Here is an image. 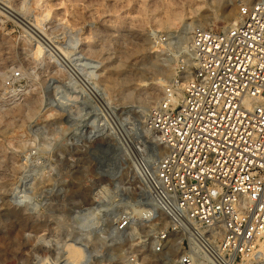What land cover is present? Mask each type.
<instances>
[{
    "label": "rangeland",
    "instance_id": "obj_1",
    "mask_svg": "<svg viewBox=\"0 0 264 264\" xmlns=\"http://www.w3.org/2000/svg\"><path fill=\"white\" fill-rule=\"evenodd\" d=\"M254 1L0 0V264H161L137 202L163 152L146 116L191 28Z\"/></svg>",
    "mask_w": 264,
    "mask_h": 264
},
{
    "label": "built area",
    "instance_id": "obj_2",
    "mask_svg": "<svg viewBox=\"0 0 264 264\" xmlns=\"http://www.w3.org/2000/svg\"><path fill=\"white\" fill-rule=\"evenodd\" d=\"M185 58L146 116L163 152L137 202L161 264H244L264 237V0L192 28Z\"/></svg>",
    "mask_w": 264,
    "mask_h": 264
},
{
    "label": "bare ground",
    "instance_id": "obj_3",
    "mask_svg": "<svg viewBox=\"0 0 264 264\" xmlns=\"http://www.w3.org/2000/svg\"><path fill=\"white\" fill-rule=\"evenodd\" d=\"M237 18H238V13H237V15H236V17H235V19L230 23V25L231 24H233L236 20H237ZM198 27H201V26H199V25H197ZM194 28V27H193ZM192 29V28H191ZM190 36H191V32H190V35H189V40H190ZM72 251H70L71 252V256H75V257H77L78 255H80L79 254V251L78 250H76L75 248L73 249H71ZM257 251H258V249H257ZM257 251H256V253H257ZM78 258V257H77Z\"/></svg>",
    "mask_w": 264,
    "mask_h": 264
}]
</instances>
